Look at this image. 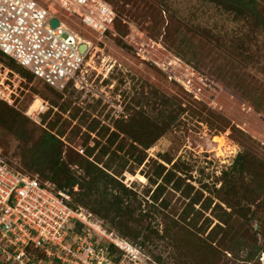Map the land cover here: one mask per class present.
Segmentation results:
<instances>
[{"label":"rangeland","instance_id":"rangeland-1","mask_svg":"<svg viewBox=\"0 0 264 264\" xmlns=\"http://www.w3.org/2000/svg\"><path fill=\"white\" fill-rule=\"evenodd\" d=\"M102 1L116 17L101 36L51 6L91 43L82 87L48 86L0 54L18 84L0 105V156L74 178L55 189L157 264H264V0H248L255 18L229 0ZM189 67L203 100L178 82Z\"/></svg>","mask_w":264,"mask_h":264},{"label":"built area","instance_id":"built-area-1","mask_svg":"<svg viewBox=\"0 0 264 264\" xmlns=\"http://www.w3.org/2000/svg\"><path fill=\"white\" fill-rule=\"evenodd\" d=\"M46 2L0 0V51L53 88L82 87L90 70V43L82 51L85 40L56 17L58 11L53 13L51 6H60L100 36L112 28L116 13L102 0ZM54 17L58 26L51 23ZM173 65L170 60L171 72ZM189 72L178 82L203 100L209 85L190 67ZM8 80V73L0 72V99L13 105L18 84ZM46 109L36 98L25 114L37 121ZM65 197L53 184L41 183L38 176L11 167L0 156V264H157L103 228L90 212L68 205ZM111 245L121 252L119 259Z\"/></svg>","mask_w":264,"mask_h":264},{"label":"trees","instance_id":"trees-1","mask_svg":"<svg viewBox=\"0 0 264 264\" xmlns=\"http://www.w3.org/2000/svg\"><path fill=\"white\" fill-rule=\"evenodd\" d=\"M39 1V0H38ZM105 1V0H104ZM220 1V0H219ZM221 1H224V0H221ZM221 1H220V4H221ZM39 2H41V1H39ZM106 3H107V1H105ZM229 3L233 6V11L235 12V13H237L238 15H244V16H247V17H251V18H255V17H257V8L256 7H252L251 5H250V3H249V1L248 0H229ZM108 5H110L109 3H107ZM111 6V5H110ZM70 17H74L75 19H77V21L79 22V24H80V26H82L83 28H85V27H88V26H86L79 18H77L76 16H70ZM89 29H91V28H89ZM92 30V29H91ZM94 31V30H93ZM0 54L2 55V56H4V57H7V58H9V60H11V62H14V63H16L15 62V60H13L12 58H10L9 56H7V55H5L3 52H1L0 51ZM17 64V63H16ZM17 65H19V64H17ZM20 66V65H19ZM21 68H19V71L20 72H22V73H24L23 72V67L22 66H20ZM32 75L33 76H35L33 73H32ZM46 84V83H45ZM47 85V84H46ZM49 86V85H48ZM181 88V87H180ZM182 90H183V92H184V94L185 95H187V96H189L190 98H192V96L190 95V94H188L187 93V91H185L183 88H182ZM196 100V99H195ZM0 105H1V107H2V109H10V106H9V104H7V102H5V101H3V100H1L0 99ZM163 134V132H161L160 133V135H162ZM49 135V138H51L52 140H57V138L53 135V134H48ZM135 142H139V140L138 139H136L135 140ZM53 143H54V141H53ZM152 142H148V143H146L145 145L147 146L146 148H148V147H150L149 145L151 144ZM55 149H56V146H55ZM139 161H141V162H143L144 161V158H140L139 159ZM31 168V167H30ZM39 170V169H38ZM40 171V174H42V175H44V172L43 171H41V170H39ZM36 176H38V178H39V180L41 181V183H45V182H49V183H51V184H53L54 186H55V188H56V185L55 184H57V186L59 187V188H65L66 187V185H69V187H73L75 184H76V180L74 179V178H71V177H68L69 179V181H68V183H65V182H63L62 180H63V178H59V177H54V178H51L52 179V181H45L46 179H44V180H42V179H40V177H39V174H36ZM47 178V180L48 179H50V177H46ZM56 190V189H55ZM56 191H58V190H56ZM65 199V201H66V203L68 204V205H70L71 207H73V208H76V206H74V204H73V202L69 199V195L67 194L66 195V197L64 198ZM110 248H111V250L113 251V252H116L117 253V256H116V259H119L120 257H119V255L118 254H121V252L120 251H117L116 250V248H115V246H113V245H111L110 246ZM31 250V249H30Z\"/></svg>","mask_w":264,"mask_h":264},{"label":"water","instance_id":"water-1","mask_svg":"<svg viewBox=\"0 0 264 264\" xmlns=\"http://www.w3.org/2000/svg\"><path fill=\"white\" fill-rule=\"evenodd\" d=\"M51 23H52V25H54V26H58V25L60 24V21H59L58 18L54 17V18H52ZM86 46H87V45H86L85 43H83V44L81 45V50L84 51V50L86 49ZM63 194H64V193H63Z\"/></svg>","mask_w":264,"mask_h":264},{"label":"bare ground","instance_id":"bare-ground-1","mask_svg":"<svg viewBox=\"0 0 264 264\" xmlns=\"http://www.w3.org/2000/svg\"><path fill=\"white\" fill-rule=\"evenodd\" d=\"M53 10H54V9H53ZM53 13H56V12H53ZM83 42H85V44H89L88 41H83ZM90 44H91V43H90ZM90 44H89V45H90ZM88 61H91V57H90V48H89V50H88V52H87V62H88ZM234 154H235V153H234ZM234 154H233V155H234Z\"/></svg>","mask_w":264,"mask_h":264}]
</instances>
